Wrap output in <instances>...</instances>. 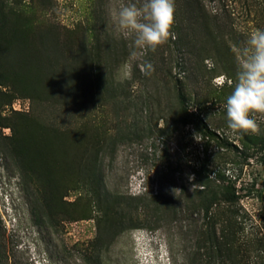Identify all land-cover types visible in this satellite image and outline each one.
<instances>
[{
	"label": "rangeland",
	"instance_id": "obj_1",
	"mask_svg": "<svg viewBox=\"0 0 264 264\" xmlns=\"http://www.w3.org/2000/svg\"><path fill=\"white\" fill-rule=\"evenodd\" d=\"M129 3L0 0V264H264V120L234 136L224 109L264 0H174L155 51ZM180 91L212 134L177 125Z\"/></svg>",
	"mask_w": 264,
	"mask_h": 264
},
{
	"label": "clouds",
	"instance_id": "obj_2",
	"mask_svg": "<svg viewBox=\"0 0 264 264\" xmlns=\"http://www.w3.org/2000/svg\"><path fill=\"white\" fill-rule=\"evenodd\" d=\"M174 12V0H143L140 7L129 3L117 13L118 26L134 34L135 48L155 51L173 35ZM237 52L235 83L224 104L227 129L234 136L258 132L257 119L264 120V29L249 33Z\"/></svg>",
	"mask_w": 264,
	"mask_h": 264
},
{
	"label": "trees",
	"instance_id": "obj_3",
	"mask_svg": "<svg viewBox=\"0 0 264 264\" xmlns=\"http://www.w3.org/2000/svg\"><path fill=\"white\" fill-rule=\"evenodd\" d=\"M186 2L188 3L189 0H186ZM179 97L181 98V107H182V112H181V118L179 119V121L177 122V125H183V126H187L189 124H193L195 127H198L199 129L203 128L206 133H211L212 131H210L208 129V127L206 126L204 120L201 117V114H199L201 112V110L203 109H199V112H195V111H191V109L188 107L186 99L183 95V93L180 91L179 92ZM176 125V126H177ZM169 126L167 127V130L163 129L161 130V136L165 137V136H171L172 133L169 130ZM206 133H204V135H206ZM191 176H193V182L195 183V185H197L198 187H200L201 189L199 191H194V193H198V194H211L212 196H216L213 195L214 193H211V191H209V187L210 185L214 182L213 181V177L211 175V173H208V167L207 165H205L204 163H200V165L198 166H194L191 170ZM217 181H226V177L222 174V173H218V175L215 176L214 178ZM208 189V190H207ZM183 193L184 194H188L189 191L188 189L185 187L183 189ZM224 200L229 202V203H235L240 199V195L238 194L234 184L232 183V181L228 182V185L226 187V192L224 193ZM216 201H218V199L216 197H213L210 202L211 203H216ZM1 228H2V223L0 221V248H1Z\"/></svg>",
	"mask_w": 264,
	"mask_h": 264
}]
</instances>
